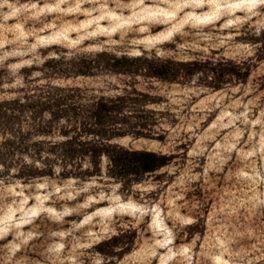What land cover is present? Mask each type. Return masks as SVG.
<instances>
[{
    "label": "rangeland",
    "instance_id": "374dc122",
    "mask_svg": "<svg viewBox=\"0 0 264 264\" xmlns=\"http://www.w3.org/2000/svg\"><path fill=\"white\" fill-rule=\"evenodd\" d=\"M0 264H264V0H0Z\"/></svg>",
    "mask_w": 264,
    "mask_h": 264
},
{
    "label": "trees",
    "instance_id": "16d2710c",
    "mask_svg": "<svg viewBox=\"0 0 264 264\" xmlns=\"http://www.w3.org/2000/svg\"><path fill=\"white\" fill-rule=\"evenodd\" d=\"M114 155V161L118 171L124 175H139L146 171H152L165 161H158L155 154L150 152L130 153L127 151H110Z\"/></svg>",
    "mask_w": 264,
    "mask_h": 264
}]
</instances>
